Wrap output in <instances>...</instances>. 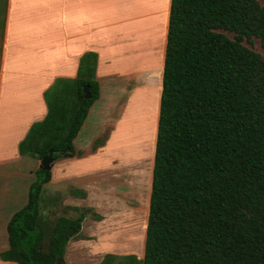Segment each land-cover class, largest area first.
<instances>
[{"label":"trees","instance_id":"1","mask_svg":"<svg viewBox=\"0 0 264 264\" xmlns=\"http://www.w3.org/2000/svg\"><path fill=\"white\" fill-rule=\"evenodd\" d=\"M252 37L264 46L258 0H170L144 252L129 255L132 262L264 264V54L243 44ZM95 63V53L84 54L76 79L45 91L47 113L20 142L22 154L74 155L72 140L99 95ZM50 177V170L33 172L0 259H63L86 210L52 221L42 214Z\"/></svg>","mask_w":264,"mask_h":264},{"label":"crops","instance_id":"2","mask_svg":"<svg viewBox=\"0 0 264 264\" xmlns=\"http://www.w3.org/2000/svg\"><path fill=\"white\" fill-rule=\"evenodd\" d=\"M169 9L170 0H0V252L8 248L7 222L27 203L40 165L19 144L47 113L45 91L58 79H76L84 54H96L99 95L72 140L74 155L53 159L39 208L44 214L45 191L67 193L61 203L73 210L101 209L111 200L109 191L113 198L116 191L141 192L136 177L125 182L120 175L125 185L116 186L127 161L116 152V139L124 140V149L153 126L155 148ZM85 220L65 246V264H91L89 255L77 252L87 242ZM132 244L136 249V238ZM107 251L100 247L90 255Z\"/></svg>","mask_w":264,"mask_h":264},{"label":"rangeland","instance_id":"3","mask_svg":"<svg viewBox=\"0 0 264 264\" xmlns=\"http://www.w3.org/2000/svg\"><path fill=\"white\" fill-rule=\"evenodd\" d=\"M260 5L264 6V0H258ZM139 7V6H138ZM0 23V30H1ZM229 37L232 33L225 32ZM243 44L251 48L259 54H264V46L256 37H252L250 42L244 40ZM145 94V93H144ZM147 99H141V103L145 104ZM126 126V125H125ZM124 126V127H125ZM153 126L147 130L148 136L139 141V143L121 148L124 140L116 139V152L121 153L122 157L127 161L124 163L123 170L119 171L117 188L125 185L121 181L120 175L126 180H131L134 183L137 181L142 186L139 193L135 196H128L127 193L116 191L113 198V193H106L111 200H105L103 207L99 210L90 207L86 208V220L84 222V232L86 237H82L87 242L83 247L77 248L78 254L83 252L90 257L88 260L91 264H136L132 262L129 255H134L137 259H141L144 250L145 241V223L147 219L150 182H151V164L153 165V141H152ZM118 141V142H117ZM125 146V145H124ZM122 149V152H121ZM124 171V172H123ZM122 173V174H121ZM120 178V180H119ZM122 183V184H121ZM130 185L132 183L130 182ZM148 190V203H147ZM72 193V192H71ZM58 195L54 202L52 196ZM67 196V193L57 194L51 191L43 193L44 202H42V210L50 221L54 220L59 215L68 217H76L83 209H69L62 205V199ZM54 203V205H53ZM51 223V222H50ZM99 226L97 228H94ZM94 228V229H93ZM94 230V231H93ZM88 236H87V235ZM79 236H82L81 234ZM137 239V248H133V242ZM85 247V248H84ZM105 247L107 252H101L100 257L97 255L91 256L90 253H95L97 248ZM108 254V255H107ZM107 262L103 263V259ZM87 259V257H86ZM99 259V261H97Z\"/></svg>","mask_w":264,"mask_h":264},{"label":"water","instance_id":"4","mask_svg":"<svg viewBox=\"0 0 264 264\" xmlns=\"http://www.w3.org/2000/svg\"><path fill=\"white\" fill-rule=\"evenodd\" d=\"M83 93H84L83 94L84 98H89L91 96L89 92V87L87 84L83 87ZM52 162H53V152L49 151L46 156L40 159L39 168L44 169V170H50ZM54 264H65V263L63 259H61L60 257H57L54 261Z\"/></svg>","mask_w":264,"mask_h":264}]
</instances>
